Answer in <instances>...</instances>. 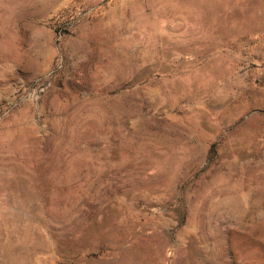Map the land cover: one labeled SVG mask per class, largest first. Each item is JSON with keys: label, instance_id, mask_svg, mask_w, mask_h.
I'll return each instance as SVG.
<instances>
[{"label": "rangeland", "instance_id": "1", "mask_svg": "<svg viewBox=\"0 0 264 264\" xmlns=\"http://www.w3.org/2000/svg\"><path fill=\"white\" fill-rule=\"evenodd\" d=\"M0 264H264V0H0Z\"/></svg>", "mask_w": 264, "mask_h": 264}]
</instances>
